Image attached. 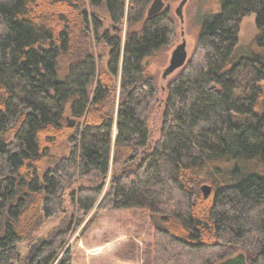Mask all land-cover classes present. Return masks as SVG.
<instances>
[{"label": "trees", "instance_id": "16d2710c", "mask_svg": "<svg viewBox=\"0 0 264 264\" xmlns=\"http://www.w3.org/2000/svg\"><path fill=\"white\" fill-rule=\"evenodd\" d=\"M152 1L0 0V264H73L67 240L96 206L149 209L155 264H264V0H220L165 87L148 63L177 22L168 6L149 17ZM93 42L110 47L106 68Z\"/></svg>", "mask_w": 264, "mask_h": 264}, {"label": "rangeland", "instance_id": "374dc122", "mask_svg": "<svg viewBox=\"0 0 264 264\" xmlns=\"http://www.w3.org/2000/svg\"><path fill=\"white\" fill-rule=\"evenodd\" d=\"M165 2V6L170 7L173 17L176 18L178 33L173 43L165 46L159 55L150 59L151 61L148 63L149 70L158 76L159 83L163 87L176 73L171 74L165 80L162 77V73L170 61L171 52L175 46L185 38L190 57L197 44L196 40L199 28L206 21L209 13L220 12L222 8L220 0H187L183 10L184 21H182V18L176 13L177 6L181 0H165ZM87 8L90 9L88 4ZM93 9H96L100 13L103 19L106 20L105 25L108 26L110 20L107 10L102 7ZM239 27V47L241 48V53L246 55L249 52L250 43L258 32L256 15L249 14L245 16ZM183 31L184 34H182ZM126 36L127 26L125 24L123 28V40H125ZM93 44H95L94 52L99 60V66L106 68L110 59V47L103 42H93ZM261 83L264 84V80ZM157 123L156 127L159 128L161 122L157 121ZM114 125L113 136L116 139L118 137V127L116 123ZM157 135L160 134L157 133ZM55 151L58 156H64V154L71 152L70 146L65 142ZM112 174L111 168L103 194L111 186ZM103 194L102 197L104 196ZM65 216V213L55 215V217L47 220L43 227L35 232V240L21 243L24 255H33L37 244L55 234V230L63 222ZM91 221L94 222L91 223ZM155 232L156 228L152 223L149 209L99 210L96 206L94 210L85 216L83 222L78 225L75 232L71 233L67 240L66 248L70 247L72 250L73 264H155ZM124 253L125 255L122 256L130 261L123 262L120 260L121 254ZM208 254L209 252L204 255L207 256Z\"/></svg>", "mask_w": 264, "mask_h": 264}, {"label": "water", "instance_id": "95a60500", "mask_svg": "<svg viewBox=\"0 0 264 264\" xmlns=\"http://www.w3.org/2000/svg\"><path fill=\"white\" fill-rule=\"evenodd\" d=\"M186 1L187 0H181L176 10V13L180 16V18H182V21H184L183 10ZM165 5V0H153L149 6L150 8L148 10V16L151 17L155 14L162 12V10L165 8ZM182 34H184V31L182 32ZM171 53L172 56L170 58V61L162 73V77L164 80L168 79L171 74L175 73L178 69L185 66L186 62L188 61L189 53L187 48V41L185 40V38H183L182 42L178 43L175 46ZM70 122L72 125L74 124V120L71 119ZM211 189L212 186L208 183L202 185V190L207 196L211 193ZM216 264H249V260H247L245 252H240L235 255H232L231 257L222 259Z\"/></svg>", "mask_w": 264, "mask_h": 264}]
</instances>
